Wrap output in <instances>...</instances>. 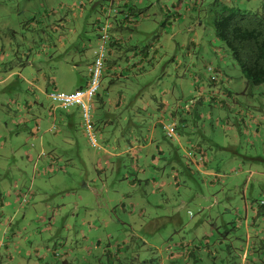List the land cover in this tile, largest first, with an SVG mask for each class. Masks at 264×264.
Masks as SVG:
<instances>
[{
  "label": "rangeland",
  "instance_id": "1",
  "mask_svg": "<svg viewBox=\"0 0 264 264\" xmlns=\"http://www.w3.org/2000/svg\"><path fill=\"white\" fill-rule=\"evenodd\" d=\"M22 2V14L44 8L64 11L59 0H35L32 8ZM151 3L156 4V14L150 11ZM171 3L141 0L140 12L150 14L145 21L150 34L139 33L138 40L131 43L134 47H122L118 59L110 64V75H103V63L91 113L94 145L77 107H56L55 119L46 111L39 112L42 117H34V110L17 111L20 104L23 108L35 100V76L43 71L50 75L48 69L56 58L50 59L53 55L46 50L45 41L35 38L33 26L28 30L20 26L15 34H0V52L9 55L0 66L21 70L28 65L27 59L33 61L32 74L25 69L21 78L0 84V91L9 93L5 102H0L1 122L27 119V126H12L13 130L2 136L15 154L0 151V264H244L242 251L260 249L264 236V86H252L238 94L232 99L237 103L233 109L212 101L194 111L188 118L190 129H194L192 140L185 133L178 139L167 138L156 121L160 99L167 90L174 91L175 103L180 100L184 109L189 107L191 88L180 89L176 74L191 61L204 74L207 92L229 90L225 81L213 84L208 78V83L207 77L217 74L214 67L230 76L232 84L243 79L226 44L214 38L213 18L220 0H202L201 5L195 0H176L182 19L174 23L181 30L199 27L185 16L199 8L202 41L217 47L218 55L156 46L158 55L150 58L154 73L140 76L141 72L134 70L126 74L128 57L164 32L168 24L166 18L160 19L159 9ZM71 10L67 14L82 11L79 7ZM171 14L175 15L172 8ZM169 20L174 21L172 17ZM81 25L76 33H59L64 36L59 57H68L70 62L79 57L81 62L74 63L79 71L75 75L59 66L56 91L71 92L88 83L85 64L93 60L98 46L88 42L94 38L88 12ZM72 26L67 24V28ZM164 72L168 74L165 83L161 82ZM237 86L234 91L240 90ZM40 99L56 105L44 95ZM258 122L262 126L259 137L248 135L246 126ZM54 135L56 146L50 143ZM196 143L206 155L205 162L188 168L184 151ZM157 146L163 152L158 153ZM25 148L30 158L24 154ZM7 239L11 240L10 249L3 245Z\"/></svg>",
  "mask_w": 264,
  "mask_h": 264
},
{
  "label": "crops",
  "instance_id": "2",
  "mask_svg": "<svg viewBox=\"0 0 264 264\" xmlns=\"http://www.w3.org/2000/svg\"><path fill=\"white\" fill-rule=\"evenodd\" d=\"M26 1L27 7L32 8L31 2L35 0H0V34H5L8 32L16 33L18 29H20V26L24 29L28 30L29 26H33L34 32H35V38L40 40V42L45 41L46 44V50L49 51L51 56L50 59L53 60L56 58V62H51V69L49 67L48 72L50 75L46 74L45 71L38 73L37 76H35V80L37 81L36 85V91L34 94L35 100L30 103H26L23 108L22 104L19 105L17 108V111L19 113H22L23 110L25 111H33L35 112L34 117H42L39 112H48L50 118L55 119V113L54 110L56 105L52 104L50 101L45 104L41 101L40 95H44L46 100H51L48 96L49 90L54 89L56 90V83H57V73L60 70L59 66L66 67L69 72H74V75L76 73H79L78 70H76V65L74 63L78 64L81 62V58L76 57L75 59L72 58L71 62L68 60V57H59V53L57 52L59 49V45L61 41H64V36L59 34L61 31L70 34L76 33L80 31L82 27V20L85 17V14L88 12V21L89 24L92 25L91 27V35L94 38H91L88 40V42L93 43V45L99 43V34H98V25H100L101 22H104L106 19V9L112 8L113 11L111 12V15L109 17L110 21V32L112 34L113 40L109 42V46L107 48V51L105 53L106 59H105V66L106 71L104 72V76L110 75V71L113 69V67L110 68V64L114 62L119 57V52L122 50V47L124 46L127 48H132L134 45L131 43L134 41H137V35L140 33L144 34H150L149 30L147 29L145 25V21L150 19L149 12L146 14H143L140 12V1L141 0H69L70 3L67 4V2H63L59 0L58 6L61 9H64L63 12H57L53 8L44 10L42 12H28L22 14L20 11V2ZM45 1L46 3L51 0H40ZM172 3L169 5H162L159 9V17L161 20L163 18H166V23L168 24L167 27L164 29V32L160 35H158V38H155V41L152 43H148L145 45L143 50L136 49L134 52L133 57H128L127 60L128 67L125 68L126 74H129L130 72L137 70L140 73V76L145 74L154 73L155 71V64H150V58L154 60L155 56L158 55L159 50L156 49V46L162 47H173L177 46L180 49H186L187 52H196L197 49L200 50V53H205L206 55L210 56L211 54L218 55L219 50L217 47L213 46L211 43L210 45L206 44L204 41H202L201 35H202V26L200 22V10L194 7L193 10L189 12V14H186L185 16H189L190 20H193V22H198L199 27H192L187 28L185 30H181L178 27H174V23L177 20V18L182 19V15L178 12L179 11V4H176V0H170ZM183 1V0H182ZM202 4V0H195V3ZM221 4H227V5H233L235 7H238L242 10H246L249 12H255L258 14H264V0H220ZM190 3V2H188ZM158 4V3H157ZM182 4V3H181ZM23 7V2H22ZM108 5V6H107ZM151 13L154 12L156 9V4L151 3ZM43 7H45V4H42ZM74 7H79L82 11L80 13L70 12V14H67L68 10L72 11L71 9ZM171 8L172 12L175 11V15L171 14ZM24 9V7H23ZM90 11L92 12L90 16ZM157 11H155L153 14H156ZM199 16L197 17L196 15ZM170 17L174 21L170 22ZM71 23L73 24L72 28H67V24ZM24 24V25H23ZM74 25H77L75 27ZM201 28V29H200ZM71 38V37H70ZM215 38V36H214ZM216 39V38H215ZM4 40V37L2 38ZM72 40V39H71ZM52 44L54 47H52ZM48 46V47H47ZM155 47V48H154ZM124 48V49H125ZM1 51V50H0ZM153 53H152V52ZM84 54V53H83ZM81 54L80 56H82ZM188 54V53H187ZM3 54L0 52V63L4 61L7 56H2ZM78 56V54H77ZM202 57V56H201ZM163 58V57H162ZM93 59V58H92ZM156 61V60H155ZM33 61H26L28 64L23 69L19 70L16 68H12L11 66H8L6 68H3V65L0 66V84L7 83L14 77H22V72L25 71V69H29L28 73L32 74L31 66ZM90 62H87L85 65H90ZM147 63V64H146ZM146 64V65H145ZM149 65L151 67L149 68ZM146 66L149 68L147 69ZM64 67V68H65ZM63 68V69H64ZM186 69H183L182 72L179 71L176 76L178 78V83L180 85V89H186L191 88V103L188 108L184 109L180 105V100L178 102H174L175 94L170 92V90L165 91V95L162 96L160 99V113L157 115V123L160 124V126L165 124H174L173 128V137L169 139H173L176 137H180L185 134H189L187 139H195L194 129H190L191 126L189 125V116L194 112L197 111L199 108L203 109L205 103L214 102V104H217L218 106L221 105H227L229 108L233 109L234 105H237V103H232V99L237 97L238 94H245L244 91L247 89H250L252 87L251 85H248L246 83L245 78L240 79V81L237 83L232 84V80L230 79V76L225 74V72H222L220 68L214 67L213 69L215 71H218L220 74L219 81H225L226 86L229 90L225 89L223 92H207L205 89V82L202 80V75L204 74L200 73V69L197 64H195L193 61L190 63H187ZM234 71H235V67ZM23 70V71H22ZM26 72V71H25ZM54 72V73H53ZM231 74V71L229 72ZM168 76L167 72H164L163 77L161 79V82L165 83L166 79L165 77ZM210 80L211 83L217 84L214 80H212L210 77H207V80ZM208 80V83H210ZM218 81V82H219ZM41 83V85H40ZM46 83H50L51 86L49 88L46 87ZM238 85V86H237ZM260 85H256L255 87L257 89L260 88ZM238 87L240 90L234 91L233 87ZM77 89V88H76ZM243 89V90H241ZM211 94H213V98H211ZM215 94H223L226 96V98H222L220 95ZM9 97V93H5L0 91V102L4 103L5 100ZM16 97V96H14ZM18 98V96L16 97ZM261 98V97H260ZM19 100V98L17 99ZM261 101V100H260ZM148 103V101H147ZM262 104V103H261ZM3 106V104H2ZM0 106V111L3 109V107ZM59 108V107H58ZM235 108L234 110H236ZM241 113V110H238ZM27 119L25 116H23L20 119L14 118L13 121H11V124H7L5 122H1L0 120V151H3L4 153H9L11 155L15 154V150L11 148L10 146H7L4 140H2V136L6 134V132H11L13 130L12 126H20V125H26ZM193 127V126H192ZM195 127V126H194ZM222 129H225L222 127ZM221 130V129H220ZM261 123H256L254 127L252 126H246L245 132L248 135H253L254 137H259V133L262 131ZM45 133H48V131H45ZM31 134L34 135V133L31 131ZM151 134L152 131H151ZM217 137L220 136V134L216 135ZM192 137V139H191ZM168 138V137H167ZM40 144L43 142L40 138L39 140ZM57 142L56 135L50 137V143L54 146ZM147 145L145 144L144 147ZM27 149L25 148L24 151ZM29 150V149H28ZM157 152L161 153L163 152V149L159 146H157ZM189 152L191 155H189ZM26 157L30 158V155L26 151L24 153ZM206 155L203 153V149L201 146H199L198 143L195 145H192L191 148H186L184 151V159H185V166L190 168L193 166L200 167L205 162ZM36 171V170H34ZM48 173V169L45 170V174ZM1 177V176H0ZM137 177L135 178V180ZM167 189V187H166ZM165 190V189H164ZM162 190V191H164ZM15 199L19 200V194L17 195V191L15 192ZM96 195V193L94 192ZM23 199V198H22ZM1 201H3L1 199ZM262 212V211H261ZM261 213H259L260 215ZM264 218V213H263ZM262 230V229H261ZM261 230H259L258 234H261ZM263 236V235H261ZM262 242H260L259 246L260 249L258 251H255L254 249L248 250V251H242L241 257L243 259H246V262L244 264H264V236L263 238H260ZM11 240H9L10 242ZM7 241L3 244L6 246V248L9 247L11 243ZM1 244V243H0ZM13 244V243H12ZM248 244H251V241L248 242ZM253 246L255 245V241L252 243ZM16 248V246H14ZM263 248V249H262ZM13 255L10 254L9 258H12Z\"/></svg>",
  "mask_w": 264,
  "mask_h": 264
},
{
  "label": "trees",
  "instance_id": "3",
  "mask_svg": "<svg viewBox=\"0 0 264 264\" xmlns=\"http://www.w3.org/2000/svg\"><path fill=\"white\" fill-rule=\"evenodd\" d=\"M98 26L99 34L101 25ZM213 28L215 38L226 44L246 83L251 86L263 84L264 14L220 4L214 13ZM218 81L219 78L215 82Z\"/></svg>",
  "mask_w": 264,
  "mask_h": 264
},
{
  "label": "built area",
  "instance_id": "4",
  "mask_svg": "<svg viewBox=\"0 0 264 264\" xmlns=\"http://www.w3.org/2000/svg\"><path fill=\"white\" fill-rule=\"evenodd\" d=\"M112 11V8L106 9V20L100 24L101 26L99 28V43L97 49L94 51V58L88 67L89 79L87 85L84 88L79 87L71 92L52 90L48 93L50 99L54 100V102H56L55 104L58 107L63 109L68 107H77L80 110L82 122L86 129V134L89 141L93 145L95 144V138L93 136V127L91 121V113L93 111L92 104L100 85L105 53L109 46V42L113 40L112 34L110 32L109 21V17ZM208 70H210V67ZM216 73V76L212 77L215 78V81H217L219 78V72ZM161 128L168 138L173 137L174 124L163 123L161 125ZM189 155H191L190 152ZM23 200L25 199L23 198ZM261 204H263V202H261Z\"/></svg>",
  "mask_w": 264,
  "mask_h": 264
}]
</instances>
